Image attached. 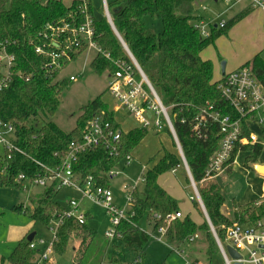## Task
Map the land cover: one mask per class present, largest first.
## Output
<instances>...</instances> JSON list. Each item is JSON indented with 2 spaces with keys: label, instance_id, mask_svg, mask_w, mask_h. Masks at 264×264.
Segmentation results:
<instances>
[{
  "label": "trees",
  "instance_id": "obj_1",
  "mask_svg": "<svg viewBox=\"0 0 264 264\" xmlns=\"http://www.w3.org/2000/svg\"><path fill=\"white\" fill-rule=\"evenodd\" d=\"M196 2L197 0H106V7L112 25L129 54L165 106L171 107V113L176 115L173 126L184 159L208 219L224 244L225 228L230 225V220L220 212L224 203L222 190L214 180L201 184L209 158L217 149V128L213 127L208 140L200 141L191 135L190 126L182 124L180 118H191L207 104L220 108L224 113L229 111L220 99L217 82H213L212 62L202 59L200 54L241 20L247 11L229 19L223 29L210 26L209 35L202 37L193 27L198 18L195 14ZM84 3L93 19L94 41L100 49L90 62L91 69L98 75L104 72L110 75L116 70L117 62L132 65L127 51L106 17H94L92 0H71L67 4L64 0H0V49L5 47L9 54L15 56L9 86L0 91V120L14 127V144L17 147L11 154L0 149L2 188L20 190L22 182L16 181L19 175L32 179L42 176L45 169L56 168L68 145L80 140L85 124L99 112L103 113L104 120L110 123L113 130L120 132V154L114 158L103 146L89 149L78 155L73 172L81 179L92 176L97 184L110 187L106 173L123 165L124 157L132 155L148 133L141 128L124 130L115 120L113 111L104 102L102 95L79 108L75 125L68 132L52 120H47L57 111L61 93L66 89L68 80H56L57 73L52 76L45 73L42 67L45 59L36 54L34 49L44 42L42 33L45 25L70 19H74L75 24L81 23L84 19V14L81 13ZM153 16L161 21L159 33H155L147 25V19ZM84 50L75 53L72 60ZM243 66H250L257 79L264 84V61L259 55H255ZM18 74L30 77L25 80ZM135 76L139 77L136 70ZM240 148L252 152L251 157L246 159L248 162L256 158L262 146L253 144L236 148L230 163ZM179 166H182V162L174 147L168 152L161 147L157 159L149 167L145 166L143 183L130 193V210L133 216L121 221L118 227L120 239L110 242L98 236L86 224L89 217L85 214L83 224H78L73 219L62 222L55 235L54 253L63 254L70 243L77 241V247H73V264H99L104 260L108 264H124L125 258L122 255L125 253L141 256L150 236L138 228L139 219L146 214L151 229L158 230L164 226L166 218L175 212L179 213L177 203L157 183L160 175ZM229 169L230 167L225 173ZM56 192L54 184L42 188L33 202L34 210L27 212L32 221L41 222L48 227L49 220L53 219L52 215L56 216L61 212L63 207L53 201ZM192 203L198 207L195 199H192ZM20 208L21 205H14L12 209L19 212ZM157 215L159 218L155 217ZM262 215L264 202L258 206L250 204L236 207L233 213L234 219L241 223L254 221ZM197 231H201L197 245L202 248L205 263L211 264L212 257L220 252L207 221L197 225L188 215H182L167 225L163 237L168 245L174 243L179 251L184 246L191 250L193 247L188 246L189 239ZM32 240L34 239L19 241L7 260L11 264H33L37 252L29 248Z\"/></svg>",
  "mask_w": 264,
  "mask_h": 264
},
{
  "label": "built area",
  "instance_id": "obj_2",
  "mask_svg": "<svg viewBox=\"0 0 264 264\" xmlns=\"http://www.w3.org/2000/svg\"><path fill=\"white\" fill-rule=\"evenodd\" d=\"M227 7H231L242 0H222ZM249 7L264 11V0H247ZM106 6V5H105ZM205 9V8H203ZM84 19L81 23L75 24L74 19L64 20L57 24H47L43 28L42 45H37L34 52L41 55L45 62L43 71L49 76L59 71L70 61L75 53L81 49H94L99 52L100 49L94 41L93 19L88 14L87 6L84 3L81 8ZM104 16L109 20L107 7H105ZM218 17V16H217ZM225 19H219L216 24L217 29H223L226 26ZM211 22L197 19L193 27L202 37H207L210 33ZM108 57V55H106ZM132 65L124 62L116 63V70L110 74V80L107 84V92L114 102L127 114L133 117L138 123V128L149 131L155 130L156 133L165 132L170 134L175 144L176 151L181 159L182 166L188 171L191 180V187L195 193V199L198 200V192L194 181L192 180L189 168L184 159L179 140L177 138L173 118L175 114L171 113V107L165 106L158 94L152 88L151 84L144 76L136 62L129 56ZM15 62V56L9 54L5 47L0 49V91L6 89L10 83L11 69ZM139 77L135 76V70ZM54 74V75H55ZM19 77L28 80L30 75L23 74ZM75 77L70 76L69 81H74ZM220 99L227 105L229 111L224 113L220 108L207 104L199 112L187 119L180 118L182 124L190 126L191 135L200 141L209 139L211 130L214 126L217 128L219 136L217 149L210 156L208 165L204 171L202 180L207 181L215 178L226 171L231 166L230 159L234 150L244 145L259 144L264 145V140L260 139L253 131L252 127L257 126L264 130V84L256 77L250 66H241L230 72H226L217 81ZM247 132V133H246ZM15 142V129L10 123L0 120V149L11 154L17 147ZM105 147L110 156L116 158L120 154L121 134L111 128L109 122L103 118V113H96L85 124L80 140L71 142L65 154L62 156L60 164L53 169H45L42 176H36L32 179L19 175L17 182H22L21 189L26 185H35L41 188L54 184L55 189L69 187L80 194V199H69L67 208H63L60 213L53 216L49 224V230L53 235L51 242L39 239L32 240L29 248L37 253L33 264H50V259L54 254L55 235L62 222L67 219H73L78 224L85 222V214H79V201L88 200L106 210L111 218L113 229H109L104 234V239L115 241L121 238L118 227L124 219L133 216L130 210V193L144 181V174L135 182L125 183L121 191V198L128 205V210L120 209L113 205V195L110 187H104L95 182L92 176L81 179L73 172V165L80 153L97 147ZM132 161V155H126L123 160L124 166H128ZM145 170V166H143ZM174 170V169H173ZM119 171L112 169L106 173V177L111 180L118 176ZM264 202H255V206ZM159 218V216H155ZM181 212H175L164 221L170 223V220L181 218ZM168 223V224H169ZM216 239V245L225 264H264V215L254 221L232 222L225 228V242L219 240L215 229L210 225ZM164 236L166 226L158 229ZM198 238L194 235L189 239L193 242ZM230 246L239 256L237 260H232L227 256L225 247ZM182 253V251H180ZM184 264H206L197 260H191L186 255ZM142 257L136 255L134 260L128 264H139ZM99 264H103L99 262Z\"/></svg>",
  "mask_w": 264,
  "mask_h": 264
},
{
  "label": "rangeland",
  "instance_id": "obj_3",
  "mask_svg": "<svg viewBox=\"0 0 264 264\" xmlns=\"http://www.w3.org/2000/svg\"><path fill=\"white\" fill-rule=\"evenodd\" d=\"M71 0H64L67 4ZM106 3L103 0H92V11L96 18L104 17ZM247 5L246 1L233 5L230 9L223 13L221 18L229 19L240 13L244 6ZM206 15L211 20H219L220 17H213L212 12L214 7L211 4H207ZM217 8L223 9V5L220 3ZM216 8V10H217ZM251 12V11H250ZM249 12V13H250ZM214 13V12H213ZM109 14V13H108ZM255 14H252L251 18L244 17L235 23L231 28V32L227 30L225 35L221 37L220 41L207 46L201 53V57L204 59L213 58L214 60V79H219L221 75V62L227 61V68L239 66L241 62L245 60L243 58L245 54L251 50H255L257 46L264 44L260 31V23L254 18ZM147 25L155 32L161 31V21L153 16L147 19ZM264 29V27H262ZM262 43V44H260ZM220 52V55L217 52ZM97 52L94 49H87L81 51L76 59L68 62L57 73L56 80L66 79L68 84L65 90L62 91L60 97V105L53 116H49L47 120L55 122L62 130L68 132L74 125L77 116L79 115V108L89 101L93 100L99 95H102V99L109 106V109L116 112L114 108V100L107 92V84L110 80L109 75L104 72L100 75L96 74L90 67V62ZM225 55V56H224ZM260 55L264 57V50L260 51ZM243 65H240L241 67ZM237 67V68H239ZM74 76V81H69V77ZM169 107V106H167ZM117 122L124 129L129 124L133 117L127 114L125 111H121L117 115ZM46 120V119H45ZM40 125L42 122L39 123ZM163 147L165 150H172L169 135L165 132L157 134L155 130L150 129L147 135L142 139L138 146L134 149L132 154V161L128 166L119 165L116 170L120 174L110 180V190L113 195V205L120 207V209L128 210V205L121 198V191L123 185L129 182H135L139 177L144 174L143 166L149 167L153 161L157 159L159 149ZM153 158V159H151ZM151 160V161H150ZM185 172L182 168L176 169L175 173L167 170L165 173L158 177V183L172 192L173 196L178 198L179 207L182 211L189 210L191 217L194 220L200 221V217L197 212L192 209L189 196H194V191L190 185L185 181ZM140 186V185H139ZM138 186V187H139ZM166 186V187H165ZM12 190V189H11ZM12 190L16 196V203L25 202L30 211L34 210V201L36 196L41 192L42 188L35 185H26L25 190L15 189ZM31 196L32 201L28 202V197ZM13 198V197H12ZM80 194L76 190L69 187H61L53 196V201L61 207L67 208V201L69 199H80ZM3 212V216L0 218V236L5 237L8 233L15 234L16 227L25 228V234L35 233V241L39 239L51 242L53 235L49 230V227L43 225L41 222L32 221L29 216L11 214L8 210H0ZM79 214H87L90 217L86 219V224L97 232L98 236L104 238V234L109 229H113L110 216L106 213V210L99 205H96L88 200L79 201ZM225 217L231 218L232 222H237L233 217V212ZM53 218V215H52ZM170 222H173L170 220ZM51 223L49 220L48 224ZM153 223V222H152ZM169 223V222H168ZM163 222L164 227L168 225ZM138 228L149 234V241L144 246L141 257L142 261L139 264H184V258L186 255L191 260H197L205 263V256L202 252V248L198 247L196 240L191 244L193 249L188 250L186 246L181 247L182 253L177 249L175 245H168L165 238L159 230L151 229V225L148 222L146 214H144L138 221ZM198 239L201 235V231H197ZM25 236V235H24ZM77 241L70 243L66 251L59 255L53 254L50 259V264H73V247H77ZM193 245V246H192ZM134 256L131 253H125L122 255L124 264H128L134 260ZM103 264L107 263V260L102 261ZM122 264V262H121ZM211 264H225L220 253H217L211 259Z\"/></svg>",
  "mask_w": 264,
  "mask_h": 264
},
{
  "label": "crops",
  "instance_id": "obj_4",
  "mask_svg": "<svg viewBox=\"0 0 264 264\" xmlns=\"http://www.w3.org/2000/svg\"><path fill=\"white\" fill-rule=\"evenodd\" d=\"M244 1H246V3H247V5H245L243 10H242V11H247L244 19L251 18L252 14H255L254 18L257 19V21H259V23H260L259 25H260L261 36H262V39H264V29H262V27H264V11H262L260 9L250 8L247 0H242L241 2H244ZM103 2L106 3V0H103ZM209 3L211 4V6L214 7V9H213L214 13L212 12V14H213V17L215 14L216 19H217V16L220 17L219 19H223V18H221L222 14L223 13L225 14V11L230 9L232 6L227 7L223 3L222 0H197L196 6H195L196 7L195 14L198 17L197 19L209 21L216 28V24L218 23V20H215V19L211 20L210 17H208L206 15V11H207L206 6ZM220 3L224 7L223 9L217 8V5ZM203 8H205V9H203ZM216 8H217V10H216ZM231 18H229V19H231ZM229 19H226V21H228ZM228 31H229L228 33L231 32L230 29ZM221 37H223V35L219 36L215 40L216 43L218 41H220ZM260 44H262V43H260ZM262 50H264V44H262L261 46H257L255 50H251V51L247 52L245 54V56L243 57V58H245V60L243 62H241L239 64V66L244 65L246 62L252 60V58L255 55H259L261 60L264 61V57H262L260 55V51H262ZM217 53L220 55L219 51ZM200 56H201V54H200ZM202 59H204V58H202ZM204 60H210L212 62L213 74H214L215 66H214L213 58L210 57V58L204 59ZM227 65H228V62L225 61L224 72L222 73V71H221V75L219 76V79L226 72H230L232 70L237 69V67H239V66H234V67L227 68ZM219 79H214V77H213V82H217ZM113 103L115 105L114 108L117 111L116 112H114L113 110L112 111L114 113V118L117 121V118L115 117V115H117L118 113H120L121 111H124V110L121 109L115 102H113ZM131 128H138V123L135 120L130 121L129 124L127 126H125L124 130L131 129ZM252 131L260 139L264 140V130H262L261 128H259L257 126H253ZM157 134H159V133H157ZM166 134H168V133H166ZM168 135L170 138L172 148L174 147L176 150V147H175V144L172 140V137L170 136V134H168ZM244 146H246V145H244ZM165 151L168 152L167 150H165ZM251 155H252V152L250 150H242L240 148L237 151V153L234 157V160L231 163L229 172H227V173L223 172V173L219 174L218 176H216L215 178L211 179V180H214L215 182H217L219 184L221 190H222V193L224 196V203L220 207V212L224 216L225 215L228 216L232 212L234 213V210L236 207H242V206H246V205H250V204H255V202L261 201L262 199H264V145H262V149L259 152V154L256 156V158H254L251 161L246 162V159H248V157L250 158ZM179 168H182L184 170L185 177H186L185 181H186V183L188 182L187 184L191 186V180H190V176L188 174V171H186V169L183 166H179L176 169H179ZM176 169H174V170L170 169V171L172 173H175ZM144 172H145V170H144ZM207 181H209V180H207ZM205 182L206 181L202 180L201 184H203ZM157 183H158V179H157ZM158 184H159V186H161L160 183H158ZM11 189L14 190L15 192H17V190H15L14 188H2V187H0V210H3V211L8 210L11 214H15V215L29 216L27 214V212H31V211L26 206V203L20 202L19 204H17L16 198H18L19 195L16 196L15 194H17V193H13ZM163 189L167 192L170 199L174 200L177 203L178 211L181 212L182 215H188L190 217V219L197 225L202 223L204 220L206 221V217H205V214L203 212L201 205L194 198L195 193H194V196H189V199L191 201L192 209H194L197 212V214L200 217V221H199V219L194 220L193 217H191V213L189 210L182 211L181 207H179L178 198L173 196L172 192H170L169 189H165V188H163ZM23 190H25V189H23ZM192 199H195L197 201L198 207H195L193 205ZM30 201H32L31 196L28 197V202H30ZM14 205H21V208L18 209L19 212L12 209L14 207ZM2 216H3V212H0V218ZM88 217H90V216L88 215ZM230 219L231 218H229V220ZM209 228H210V226H209ZM35 235L36 234L34 233L33 239L35 238ZM29 236L30 235L25 234V228H23V227H16V231H15L14 235H11L10 233H8L7 235H5L4 238H2L0 236V264H11L7 260V257L10 255V253L14 249L15 245L19 241H22V240L24 241ZM196 240H198V238ZM195 241L190 242V244H188V246H191V244L194 243ZM172 245H175V244L173 243ZM181 251H183V250H181ZM106 264H108V263H106Z\"/></svg>",
  "mask_w": 264,
  "mask_h": 264
},
{
  "label": "water",
  "instance_id": "obj_5",
  "mask_svg": "<svg viewBox=\"0 0 264 264\" xmlns=\"http://www.w3.org/2000/svg\"><path fill=\"white\" fill-rule=\"evenodd\" d=\"M107 21L109 22L111 28L113 29V31L115 32V34L117 35V37L120 39V41H121L122 45L124 46L125 50L127 51L128 55L131 57V55L129 54L127 48L125 47L124 43L122 42L121 38L118 36L117 32L115 31V29H114V27H113V25H112V22H111V20H110V16H109V20L107 19ZM131 58H132V57H131ZM133 60H134V59H133ZM220 65H221V71H222V73H223V72H224V67H225V61H222ZM144 76H145V75H144ZM198 200H199L198 203L201 205V207H202V209H203V212H204V214H205L206 221H207V223H208L209 226H210L211 223L209 222V219H208V217H207V214H206V212H205V210H204V208H203V205H202L201 199H200V197H199V194H198ZM210 231H211L213 237H215L214 233L212 232L211 227H210ZM33 236H34V233L30 234V236L27 238V241L31 240V239L33 238ZM215 241H216V239H215ZM225 251H226L227 256H229L230 259H232V260H237V259L239 258L238 254H237V253H236V252H235L230 246H226V247H225ZM234 264H241V263L235 262Z\"/></svg>",
  "mask_w": 264,
  "mask_h": 264
}]
</instances>
